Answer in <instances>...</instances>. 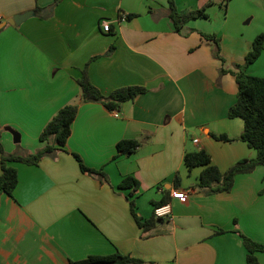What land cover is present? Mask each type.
I'll return each instance as SVG.
<instances>
[{
    "label": "crops",
    "instance_id": "obj_1",
    "mask_svg": "<svg viewBox=\"0 0 264 264\" xmlns=\"http://www.w3.org/2000/svg\"><path fill=\"white\" fill-rule=\"evenodd\" d=\"M54 1L0 0L2 150L42 149L39 134L48 121L61 107L78 105L63 148L35 165L11 163L18 182L12 195H0V264H64L115 251L145 264H246L240 234L264 244V165L238 174L229 192L208 194L196 188L202 168L187 169L183 157L204 149L224 172L256 156L245 142L212 134L237 139L243 131V120L227 113L236 100L235 65L264 30V0H174L180 11L206 13L178 32L168 0ZM28 11L33 15L20 24L6 22ZM121 13L135 16L119 20ZM231 13L242 14L244 25L228 23ZM103 20L109 32L102 31ZM205 35L218 40L220 58ZM86 63L105 95L132 85L147 91L114 111L82 102L78 78ZM246 72L264 78V48ZM121 139L141 145L115 157ZM73 154L105 177L83 172ZM125 176L137 180L134 194L119 186ZM175 190L186 197L173 198ZM165 194L171 218L143 233L130 200L147 219ZM256 257L264 264V252Z\"/></svg>",
    "mask_w": 264,
    "mask_h": 264
},
{
    "label": "trees",
    "instance_id": "obj_2",
    "mask_svg": "<svg viewBox=\"0 0 264 264\" xmlns=\"http://www.w3.org/2000/svg\"><path fill=\"white\" fill-rule=\"evenodd\" d=\"M60 0H55L54 4ZM168 15L171 19L174 30L178 32L187 20L197 17H206L203 8L198 10H178L174 0H168ZM39 11V8H35ZM134 14L126 15L130 19ZM206 38L214 39L217 44L216 56L219 55V43L214 35H205ZM264 48V30L258 33L251 44V49L247 52L242 64H236L235 72L237 93L235 102L228 109L229 118H240L243 120V131L237 139H232L226 134H212L217 140L234 141L241 140L256 151V156L252 159H241L222 172L212 163L210 155L204 150L188 151L184 154L183 163L185 167L192 170L195 167H201L199 181L196 188L208 194L220 192H229L234 184L235 177L238 174L251 173L257 166L264 165V78L248 74L246 68L255 62ZM93 60V59H91ZM88 63L81 70L78 78L80 88V97L82 102H100L108 110H117L120 105L128 100L134 99L137 95L145 93L147 89L143 86L132 85L119 87L109 94H103L90 81L88 75ZM224 70L221 69V72ZM78 111L77 104H67L61 107L57 113L48 121L39 134V140L45 142V146L31 154H6L0 147V195L6 193L12 195L18 182L17 169L11 163L20 162L26 164H38L46 155L54 153L63 148L70 133L71 124L74 121ZM141 142L137 139H121L116 144V155H129L137 150ZM79 163L80 169L89 174H98L105 177L103 171L85 166L77 154H73ZM137 180L132 176L122 178L119 186L121 188H132L131 194L137 188ZM180 185L179 174L175 173L174 186ZM264 191V187L262 189ZM168 202V195L165 194L161 200L153 202L155 208ZM131 213L137 224L143 228V233L147 232L155 225L159 219L153 214L147 219L139 217L135 211V202L130 200ZM222 231V230H220ZM243 244L247 250L246 264H260L256 257V252H264V244L258 243L250 237L240 234ZM64 264H145L140 259L129 254L115 251L110 254L98 255L91 254L79 260H68Z\"/></svg>",
    "mask_w": 264,
    "mask_h": 264
},
{
    "label": "built area",
    "instance_id": "obj_3",
    "mask_svg": "<svg viewBox=\"0 0 264 264\" xmlns=\"http://www.w3.org/2000/svg\"><path fill=\"white\" fill-rule=\"evenodd\" d=\"M126 18L124 13H121L119 15V20H124ZM100 27L102 31L109 32L110 31V22L107 20H103L100 22ZM195 142L197 140H194ZM187 193L183 190H175L172 192L171 196L173 198H179V199H184L186 197ZM154 215L157 218H171V210L169 208V205H162L160 207H157L154 209Z\"/></svg>",
    "mask_w": 264,
    "mask_h": 264
},
{
    "label": "water",
    "instance_id": "obj_4",
    "mask_svg": "<svg viewBox=\"0 0 264 264\" xmlns=\"http://www.w3.org/2000/svg\"><path fill=\"white\" fill-rule=\"evenodd\" d=\"M33 15V11H28L22 14L14 15L10 19H8L6 22L10 25H18L20 24L23 20L31 17ZM14 141L18 142L19 141V136L17 133H14Z\"/></svg>",
    "mask_w": 264,
    "mask_h": 264
},
{
    "label": "rangeland",
    "instance_id": "obj_5",
    "mask_svg": "<svg viewBox=\"0 0 264 264\" xmlns=\"http://www.w3.org/2000/svg\"><path fill=\"white\" fill-rule=\"evenodd\" d=\"M243 1L245 2V0H243ZM255 1L258 2V0H255ZM262 8L264 10V5H262ZM229 18L230 19H228V21H229L228 23H230V20H232V19L234 21L237 19L238 22L240 21L244 25L245 19H242V14L238 15V14L231 13L230 16H229Z\"/></svg>",
    "mask_w": 264,
    "mask_h": 264
}]
</instances>
